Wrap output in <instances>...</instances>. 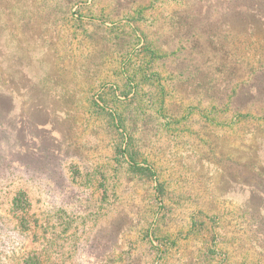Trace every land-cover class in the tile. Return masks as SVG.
Instances as JSON below:
<instances>
[{
	"label": "rangeland",
	"instance_id": "1",
	"mask_svg": "<svg viewBox=\"0 0 264 264\" xmlns=\"http://www.w3.org/2000/svg\"><path fill=\"white\" fill-rule=\"evenodd\" d=\"M196 1L0 0V264H264V98L213 99L264 85L262 34L180 49Z\"/></svg>",
	"mask_w": 264,
	"mask_h": 264
},
{
	"label": "trees",
	"instance_id": "2",
	"mask_svg": "<svg viewBox=\"0 0 264 264\" xmlns=\"http://www.w3.org/2000/svg\"><path fill=\"white\" fill-rule=\"evenodd\" d=\"M187 2L191 1V0H186ZM208 0H197L196 2L198 4H201L202 2H206ZM240 2L239 5L237 6H231L229 9H224L221 7V5H223V2L221 4L220 0H212L213 2V6H207L205 9L206 11L203 12V7H200L199 9H196L197 15H193L191 14V12H194L193 9H187V10H183L184 13L188 14V22L187 24L183 27V31H182V35L181 38L178 39V42L180 43V49H184L185 50V46L183 45V37L185 38V35L187 33H192L191 35H193V37L195 35L199 36L200 38H204L203 40V44H205L203 46V48L206 46L207 47L210 46L211 44H216V40L217 39H222V40H226L229 39V37H231V39H236V38H245V40L249 37L250 32L256 33L257 34H262L261 37H259L258 35L255 34L252 35L256 40L257 43H264V0H230V2ZM202 3V4H203ZM213 11H215V15L214 16H209V14H213ZM210 18H214L212 21L209 20ZM196 21H206V22H210L211 26H214V28L216 27L215 31H218V33H215V31L210 32L209 34H206V31L200 32V30L196 29L195 27V23ZM253 22V24L251 23ZM255 25V26H254ZM254 26V27H253ZM261 28L260 30H257V28ZM185 30V31H184ZM220 30H223V33L220 32ZM197 32V33H196ZM231 35V36H230ZM214 38H216L214 40ZM186 39V38H185ZM212 40V41H211ZM200 43L197 44V46L199 47ZM224 45V44H221ZM220 45V46H221ZM222 47V46H221ZM154 48L155 49H159V43L158 44H154ZM178 48V47H177ZM247 48V47H244ZM243 48V49H244ZM259 50V49H258ZM259 64H262V60L259 61ZM261 69H263V73H264V66H261ZM230 72L233 73V71L231 70ZM255 73L254 77H250V82L251 84L247 85L246 87H237L236 86V90L238 88V91L235 90L234 92V101L232 100V98L230 97H226V100L223 99L224 96H221L222 91L221 90L219 93H217L216 97H214V100L217 101H221V102H225L223 104V107H220L221 111H228V110H232V112H236L238 114L239 117H249L251 114L249 113V104H251V102H255V101H263V93H264V85L259 87L257 85H255V81H257L260 77V75L257 76V71L255 70L253 72V74ZM242 82H245V80H243ZM264 84V83H263ZM241 86V85H240ZM9 90V89H8ZM9 95L12 97L13 100L16 99H20V95L19 92H17L15 89L14 90H9ZM231 99V101H230ZM251 99V101H250ZM247 101H250L247 102ZM21 102V101H20ZM264 106V102L262 103ZM221 105V104H220ZM24 104L21 103V114H20V118L18 119V122H22L24 119L26 120L27 115H25V111L23 108ZM216 105L213 106L211 108V110L217 111L216 109ZM35 108V112L33 113L34 117H36L35 114H39V109ZM256 116H258L260 119L264 120V111L260 112V113H254ZM36 121V120H35ZM19 122V123H20ZM24 122V121H23ZM6 136L8 137L9 134H7L6 130L3 128H0V145L5 142ZM20 150V149H19ZM15 153V154H19ZM3 155V154H2ZM5 160L2 162V167L0 169L3 168H11L13 162L11 161V159L9 158H4ZM135 166V170L138 171L139 174H143L144 176H149V168L147 167H143V166H139L138 164L134 165ZM247 177L239 176L238 178L234 179L237 182H241V183H246ZM22 264H42L37 262L36 259H34L33 257H29L24 260L22 262Z\"/></svg>",
	"mask_w": 264,
	"mask_h": 264
},
{
	"label": "crops",
	"instance_id": "3",
	"mask_svg": "<svg viewBox=\"0 0 264 264\" xmlns=\"http://www.w3.org/2000/svg\"><path fill=\"white\" fill-rule=\"evenodd\" d=\"M229 145L231 146V145H235V147H236V149L233 151H230L229 153L228 152H226L225 150V152L226 153H228V154H231V155H235V154H238V153H243V152H245L246 151V149L248 148V146H246L247 145V143L246 142H244V141H241V142H238V141H230L229 142ZM241 184V183H240ZM229 185H232V184H230L229 183ZM234 188H235V190H236V181L235 182H233V185H232ZM234 190V189H233ZM247 192V191H246ZM247 194H252L250 191H248L247 192ZM239 195V194H238Z\"/></svg>",
	"mask_w": 264,
	"mask_h": 264
}]
</instances>
